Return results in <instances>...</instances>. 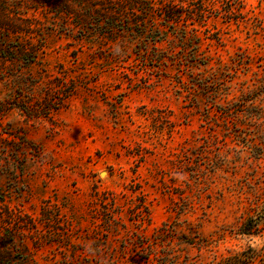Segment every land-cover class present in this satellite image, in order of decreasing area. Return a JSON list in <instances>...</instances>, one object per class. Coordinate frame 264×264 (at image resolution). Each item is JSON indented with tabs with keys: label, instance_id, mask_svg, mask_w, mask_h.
<instances>
[{
	"label": "rangeland",
	"instance_id": "rangeland-1",
	"mask_svg": "<svg viewBox=\"0 0 264 264\" xmlns=\"http://www.w3.org/2000/svg\"><path fill=\"white\" fill-rule=\"evenodd\" d=\"M207 1L206 22L176 0L181 28L151 16L139 40L49 37L74 93L48 117L0 116L32 264H264V0Z\"/></svg>",
	"mask_w": 264,
	"mask_h": 264
},
{
	"label": "trees",
	"instance_id": "trees-1",
	"mask_svg": "<svg viewBox=\"0 0 264 264\" xmlns=\"http://www.w3.org/2000/svg\"><path fill=\"white\" fill-rule=\"evenodd\" d=\"M198 1L199 5L186 9V14L204 23L209 16V1ZM241 2L232 0L231 6H239ZM188 3L195 5V0ZM181 8L184 6L176 0H155L152 3L151 0H0V116L16 109L29 118L48 117L74 93V87H68L66 78L49 74L46 56L50 49L48 40L54 31L79 43L91 42L98 36L107 38L110 34L113 38V35L127 33L134 38L138 34L136 28L143 23L146 25L147 18L151 16L155 25L160 22L170 28H178L175 22L177 16L183 15ZM44 13H51L50 17L54 19L52 26L46 25L47 16ZM145 14L147 17L143 18ZM154 30H158L161 36L168 33L163 28ZM188 30L194 32L192 38L187 33L190 31L184 32L181 38L186 41L197 38L195 28ZM142 32L134 39L139 40L140 35L139 38L143 39L148 34ZM197 55H201L199 50ZM199 74L204 75V72ZM207 85H204L205 88ZM55 93L59 96L54 98ZM3 134L0 131V176H7L11 174L7 168L16 162V157L10 155V141ZM13 150L17 155L23 153L21 148ZM15 213L0 187V264H32L29 255L24 254L23 236H26V230H39L38 225L11 223L10 220L17 216Z\"/></svg>",
	"mask_w": 264,
	"mask_h": 264
},
{
	"label": "clouds",
	"instance_id": "clouds-1",
	"mask_svg": "<svg viewBox=\"0 0 264 264\" xmlns=\"http://www.w3.org/2000/svg\"><path fill=\"white\" fill-rule=\"evenodd\" d=\"M118 50V49H117Z\"/></svg>",
	"mask_w": 264,
	"mask_h": 264
}]
</instances>
